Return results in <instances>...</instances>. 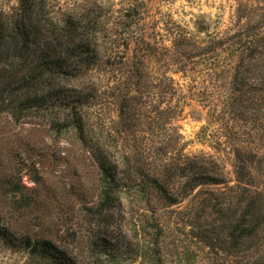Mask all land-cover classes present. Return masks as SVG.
<instances>
[{
	"label": "trees",
	"instance_id": "1",
	"mask_svg": "<svg viewBox=\"0 0 264 264\" xmlns=\"http://www.w3.org/2000/svg\"><path fill=\"white\" fill-rule=\"evenodd\" d=\"M257 6L248 8L254 19L248 16L242 23L240 15L238 27L220 37L207 33L197 40L188 31H177L176 26L164 28L170 47L159 43L157 23L150 27L151 32L142 31L146 30L144 6L135 0L116 11L111 9L119 31H112L107 13H96L93 8L86 11L77 3L17 0L15 5L0 7V112L16 120L40 119L57 137L72 133L92 159L96 201L89 211L95 224L100 227L101 219L103 225L89 237L88 246L97 264L117 262V255L126 252L121 240L126 231L117 226L114 214L122 211L127 192L174 205L207 185H224L225 189L206 191L200 216L232 207L225 231L215 235L202 232L207 259L212 264H264V198L261 189L245 179V171L250 173L246 162L233 157V175L228 180L225 165L212 155L186 154L181 159L171 154L175 132L171 134L166 126H172L179 112L180 101L173 99L180 87L172 75L150 65L162 54L167 67L175 65L172 73L189 71L192 80L202 82L212 80L216 70L226 71L231 106L245 102L264 106V73L255 64L264 57V9L257 14ZM245 9L239 6L241 14ZM134 26L139 29L133 31ZM222 53L229 61L237 60L222 62ZM110 104L119 124L115 130L100 113ZM225 106L222 112L211 109L208 119L221 120L230 112ZM145 119L149 128L159 130L154 133L155 145H150L154 149L147 152H156L165 163L174 160L164 164L165 179L161 172L144 174L132 161L137 164L146 157H136L138 152L118 142V137L123 138V133ZM147 144L145 141V147ZM117 147L119 151L113 153ZM126 166L130 167L124 169ZM229 199L233 200L229 203ZM162 225L155 217L152 238L144 239L149 245L138 264H165L161 235L166 230ZM145 229L142 227L141 240ZM21 244L30 264H78L47 238L26 235Z\"/></svg>",
	"mask_w": 264,
	"mask_h": 264
},
{
	"label": "rangeland",
	"instance_id": "2",
	"mask_svg": "<svg viewBox=\"0 0 264 264\" xmlns=\"http://www.w3.org/2000/svg\"><path fill=\"white\" fill-rule=\"evenodd\" d=\"M59 1L83 5L86 11L93 8L96 13L105 12L112 31H119L116 13L111 9L116 11L134 0ZM135 1L144 6L142 17L146 30L142 31L151 32L150 27L157 23L158 41L169 47L171 42L163 29L171 25L176 26L177 31L192 33L197 40L203 39L207 33L220 37L238 27L240 15H243L242 23L248 16L254 19V15L249 14V6L257 4V14L264 9V0ZM16 3L17 0H0V7ZM239 6H246L242 14ZM138 29L137 26L132 28L133 31ZM222 57H225L224 53ZM228 58L222 62L234 63L237 60L232 62ZM163 59L160 54L150 65L172 75L180 87L178 96L173 99L180 101L179 112L172 119V126H166L171 134L175 132L176 146L171 147V154L181 159L186 154L203 152L212 155L225 165L228 180L233 175V157L241 159L246 162V170H250V173L245 171V179L261 189L264 198V106H256L250 101L231 106L228 100L229 73L226 71L216 70L212 80L202 82L192 80L189 71L185 75L172 73L175 65L168 64L167 67ZM255 64L264 73V57ZM224 105L230 112L225 113L221 120L208 119L211 109L222 112ZM100 113L109 127L114 130L118 127L115 107L107 105ZM142 121L123 133V138L118 137V142L120 146L128 144L126 148L133 153L138 152L136 157H148L137 164L132 161L144 174L151 176L161 172L165 179L164 164H172L173 159L169 158L165 163L158 159L156 152L155 155L151 154L152 151L147 152L146 149H154L155 146L150 145H155L154 133L159 130L157 127L149 128L147 119ZM145 141L148 143L146 147ZM112 150L117 153L119 148ZM173 155L170 157L174 158ZM144 180H147L145 176ZM223 189L224 185L197 187L189 197L174 205L157 201L152 196L140 198L127 192L122 211L114 214L117 226L126 231L121 237L126 252L117 255V262L104 260L102 264H138L149 245L144 239L152 238L155 217H159L166 230L165 236L161 235L165 264H212L207 259L202 232L208 230L215 235L225 231L232 219V207L229 205L224 211L209 216H200L198 210L206 191L218 193ZM95 197L93 161L72 133L57 137L40 119L24 117L16 120L9 113L0 112V264H30L21 244L26 235L51 240L65 249L78 264H97L88 246L89 237L102 230L103 225L100 219L98 227L94 222L96 218L89 211ZM232 200L229 199V203ZM197 216L201 218H195ZM142 227L146 229L141 240ZM120 235L123 236L122 233Z\"/></svg>",
	"mask_w": 264,
	"mask_h": 264
}]
</instances>
